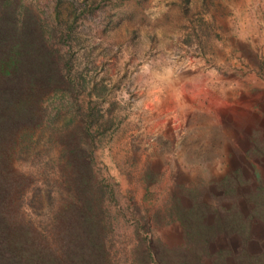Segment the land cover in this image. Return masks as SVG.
Returning a JSON list of instances; mask_svg holds the SVG:
<instances>
[{
	"label": "rangeland",
	"instance_id": "rangeland-1",
	"mask_svg": "<svg viewBox=\"0 0 264 264\" xmlns=\"http://www.w3.org/2000/svg\"><path fill=\"white\" fill-rule=\"evenodd\" d=\"M22 1L64 79L0 165V200L23 189L25 250L57 246L91 203L89 264H264V0ZM82 141L93 175L69 152Z\"/></svg>",
	"mask_w": 264,
	"mask_h": 264
},
{
	"label": "trees",
	"instance_id": "trees-1",
	"mask_svg": "<svg viewBox=\"0 0 264 264\" xmlns=\"http://www.w3.org/2000/svg\"><path fill=\"white\" fill-rule=\"evenodd\" d=\"M53 53L54 49L47 48V43L43 41L40 19L32 9L22 0H0V165L4 170L10 167L8 162H12L16 153L32 147L34 133L43 123L41 116L44 108L41 102L42 94L47 88H42L64 81L61 74L62 67L60 69L57 61L54 60ZM57 113L58 111L55 110L54 116ZM74 119V115L67 119V127ZM77 128V125L71 126L70 132L73 131V136H76L80 142L85 139L88 132L76 131ZM78 144L80 145L70 148L69 152L71 156L77 155L82 158L79 163L75 159L73 162L76 167L82 168L80 170L88 168V171H91L90 175H93L90 151L83 141ZM74 174L83 183L84 176H80L78 172ZM69 181L71 179L68 177ZM22 190H19L17 195L0 200V264H63L69 256L84 264L94 260L96 252L98 255L102 247L100 237L95 230L96 224L101 220L100 211L93 208L91 203L84 205L81 210L71 208L75 210L72 211L73 230L63 228L64 232L61 233L63 237L58 236L57 246L48 245L54 238L51 236L49 240L44 238L41 241L43 244L38 243L31 249L28 246L25 250V244L23 246L20 238L21 233L9 222L23 215ZM72 202L78 204L80 198L74 196ZM69 233L72 234L71 238ZM41 236L45 235L41 234ZM68 249H73L71 254ZM54 260H57V263H53ZM107 263L108 261L102 257L98 264Z\"/></svg>",
	"mask_w": 264,
	"mask_h": 264
}]
</instances>
